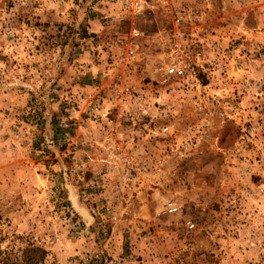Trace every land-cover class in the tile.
<instances>
[{"label":"rangeland","instance_id":"obj_1","mask_svg":"<svg viewBox=\"0 0 264 264\" xmlns=\"http://www.w3.org/2000/svg\"><path fill=\"white\" fill-rule=\"evenodd\" d=\"M212 2V24L248 32L231 78L163 93L139 71L157 97L116 100L98 46L149 16L0 0V264H264V0Z\"/></svg>","mask_w":264,"mask_h":264},{"label":"built area","instance_id":"obj_2","mask_svg":"<svg viewBox=\"0 0 264 264\" xmlns=\"http://www.w3.org/2000/svg\"><path fill=\"white\" fill-rule=\"evenodd\" d=\"M212 1L99 0L101 4L106 3L111 6L109 9L115 10L113 13L106 12L103 17H113L118 24L126 18L134 20L149 16L143 26L133 25L123 30L116 28L113 37L98 46L103 75L110 79V97L116 100L157 97L155 94L159 92H142L140 88L134 87L131 79L139 71H145L152 82L164 86L163 93L169 87L181 93L193 89L199 91L218 76L222 77V81L231 78L236 58L248 48V32L245 28L236 29L230 23H221L226 22L224 20L212 24ZM225 8L221 6V11ZM110 26H113V22ZM203 79L207 82L203 83ZM98 101H89L83 107L77 104L73 110L94 117L99 112ZM61 123L66 126L63 121ZM147 131L152 138L170 134L168 125H148ZM64 137L71 139L70 134ZM127 163L129 177H143L145 170L133 158L127 160ZM162 207L168 213L180 209L175 201L170 200L163 201ZM189 227H193V224H189Z\"/></svg>","mask_w":264,"mask_h":264},{"label":"water","instance_id":"obj_3","mask_svg":"<svg viewBox=\"0 0 264 264\" xmlns=\"http://www.w3.org/2000/svg\"><path fill=\"white\" fill-rule=\"evenodd\" d=\"M82 214L87 217L86 215H88L85 211L81 210ZM86 214V215H85ZM89 216V215H88Z\"/></svg>","mask_w":264,"mask_h":264}]
</instances>
